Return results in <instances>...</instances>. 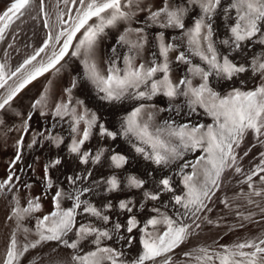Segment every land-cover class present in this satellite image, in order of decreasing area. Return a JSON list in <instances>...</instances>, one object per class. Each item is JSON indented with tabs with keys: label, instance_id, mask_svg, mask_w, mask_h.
Wrapping results in <instances>:
<instances>
[{
	"label": "snow or ice",
	"instance_id": "obj_1",
	"mask_svg": "<svg viewBox=\"0 0 264 264\" xmlns=\"http://www.w3.org/2000/svg\"><path fill=\"white\" fill-rule=\"evenodd\" d=\"M69 2L76 8L75 15L61 12L58 16L60 28L55 35L49 30L43 45L33 55L25 59L14 71H9L7 65L0 62V89H5L9 80L23 74L14 86H8L7 94L0 98V111L10 107L13 100L38 77L53 69L59 73L61 68L57 66L71 54L81 59L84 66L83 79L90 81L98 94H103L99 96L101 100L115 102L128 96L133 99L151 100L159 94L169 100H175L182 96L191 112H195L197 107L203 109L204 113L212 118V123L191 125L166 120L157 125L154 123V113L147 110L155 108V105L141 104L123 119L119 132L112 131L100 122L95 112L85 106L84 100L73 98V90L78 86L77 78H73L71 85L65 89L67 99L58 103L54 111V116L61 119L65 116L71 117L73 138L69 152L74 154L81 164H100L108 149H100L95 153L84 150V145L92 138L93 130L97 129L101 137H109L112 140L118 135L129 139L130 142L134 138L139 142L133 144L135 151L158 166L167 167L177 161H183L178 165L183 194H175L171 177L158 181V191L144 193L146 199L152 201L160 200L164 192L172 193L171 199L174 205L178 206L173 209L175 218L167 212H162L160 207H153L151 212L156 215L148 218L143 224L136 215H130L126 224L117 222L112 231L92 224L81 223L77 227V216L80 214L78 210L96 217L104 224H108L111 217L88 200L81 199L85 193L92 191L91 187H74L71 191H65L54 184L47 172L48 169L62 164V159L57 157L45 166L47 187L56 189L52 196L54 210L37 219L34 241L20 245L15 235L10 238L2 264H20L24 254L48 242H58L73 250L72 264H161L160 258H163L162 264H173L170 254L191 235V225L185 221L190 216L196 217L197 213L208 209V203L219 190L227 170L233 169L238 174L243 171L238 166V158H242L238 150L249 134L254 142L243 152V156H248L252 148L257 146L261 151L258 153L259 162L246 175L244 181L251 190L248 203H256L251 196L264 197V187L257 189L254 183L256 177L264 185V54L254 56L250 62L244 63L230 58L232 52L241 53L252 43L264 45V0H227L226 3L225 0H180L179 3H174L173 0H159L155 7L145 4L144 0H63L65 5ZM35 3L36 0H10V5L0 13V42L6 39L11 25L21 19ZM38 7L45 17L44 25L48 28L44 0H40ZM196 9L198 11L189 27L186 25V18ZM140 13L146 14L143 22L137 20ZM218 14L229 23L225 26V38L216 41L213 24ZM121 23L128 25L118 38L128 49L127 54L122 57L123 67L119 66L121 57L113 55L106 73H103L94 59L95 48L99 39L106 35L107 29L116 28ZM132 23H142L143 26L132 27ZM153 28L157 29L153 40L160 59L157 60V53L154 52L150 62L137 64V58L149 42V30ZM168 29H178L180 35L169 40L166 38ZM217 43L223 45L228 50L227 53H222ZM50 47L51 54L46 61L33 64L37 57ZM112 52L115 54L116 49L113 48ZM173 53L177 63L188 66L187 73L177 81L171 78L170 56ZM193 57H198L201 63L194 64ZM29 65H32L31 69L28 68ZM249 71L258 75L262 82L247 90L234 87L221 95L209 83L210 77L231 81ZM158 74H161L159 78ZM195 78H199V83L194 85ZM44 99V96L37 99L32 107L42 105ZM168 110H172L171 107ZM28 119H31L30 115ZM3 123L0 119V124ZM27 131L28 124L25 121L23 132ZM39 135L43 136V133ZM45 139L56 147L64 143L63 137L53 136L51 133ZM36 143L37 139L34 137L29 147ZM22 146L23 137L17 141L18 151ZM197 151L202 154L194 160L185 159L188 153ZM20 159L17 154L15 161ZM106 159L114 169H122L129 162L126 155L114 149ZM91 176L92 172L88 170L84 174L69 176L67 179L75 186ZM14 177L15 173L10 170L7 178L0 182V190L14 187ZM126 179L129 187L142 188L145 184V180L136 176ZM100 182L107 185L108 192L120 189L121 182L115 174ZM64 199L73 201L72 206L64 207ZM38 201L39 198H35L28 201V207L20 208L17 200L13 216L22 222L26 215L41 209ZM222 203L228 205L227 200ZM104 207L111 209V202ZM118 207L132 213L135 202L121 200ZM261 211L264 212V209ZM240 226L243 227L242 224ZM121 228H125L127 233H133L134 230L142 233L139 241L142 250L133 260L122 259L125 256L123 251L104 244L105 240L112 239L113 232L118 233ZM28 231L25 229V232ZM70 233L74 238L69 236ZM89 237H92L91 243L94 247L84 252L82 243ZM133 239L134 237L129 236L125 243L130 247ZM184 256L188 258L185 264H264V235L232 245H219L215 249L201 247L195 252L184 253ZM32 264L36 262L33 261Z\"/></svg>",
	"mask_w": 264,
	"mask_h": 264
},
{
	"label": "bare ground",
	"instance_id": "obj_2",
	"mask_svg": "<svg viewBox=\"0 0 264 264\" xmlns=\"http://www.w3.org/2000/svg\"><path fill=\"white\" fill-rule=\"evenodd\" d=\"M173 2L179 3L180 0H173ZM144 3L151 4L155 7L159 3V0H144ZM197 11L198 9L194 10L189 15V17L186 18L185 22L187 26H191L192 19L196 15ZM145 17V13H140L137 16V20L143 22ZM216 25L213 24L215 32L214 40H217L218 35V27ZM131 26L137 27L143 26V24L132 23ZM126 27H128V25L121 23L116 28L107 29L106 35H103L98 41L94 51V59L103 73H106L108 64L113 55L121 57L119 66L123 67L122 57L127 54L128 49L126 45H123L119 42L118 38L121 34H123ZM156 31L157 29L155 28L149 30V42L145 46L142 54L139 57V59H141V63L147 64L148 62H150L153 58L152 53L154 52L157 53V60L160 59L158 56V49L155 47V41L153 40V36ZM179 35L180 30L178 29H168L166 31V38H168L169 40H171V37ZM217 47L219 48L221 46L217 45ZM113 48L116 49L115 54H113L112 52ZM170 59L172 60V70H174L175 74L184 76L187 73L188 66L177 63L175 61V53L171 54ZM192 59L194 64L201 63L198 57H193ZM137 63L139 64L140 62L137 61ZM61 65L58 66L61 68L59 73H57L54 69L49 75H46L44 78H41L40 76L41 80L40 78L36 79L37 82L34 81L29 87H26L24 91L21 92L20 95H18L17 99L15 98V100H13L10 107H6L5 110L0 111V119L4 121L3 124H0V164L4 163L3 160L9 153H12L15 157L17 154H19L21 157L18 166L14 169H10L11 167L8 169L6 167V164H4V166L2 165L5 168H1L0 165V182H3L7 178L10 170L15 173V177L13 179L14 187L0 190V194L2 193V195H6L5 197H7L6 199L8 200L9 204L7 205L10 208L9 210L11 212H13L17 207V200L19 201L20 208L28 207V201H31L29 198L31 197V193L32 195L36 193L35 197L39 198V203L49 202V198L54 195L56 189H49L47 187L46 177L38 173V164L43 162L44 164L48 165L52 160L59 157L62 159V164L57 167L50 168L52 172L51 179L53 180L54 184L59 186L60 188H63L65 191H71L74 187H91L92 191L85 193L84 196L81 197V199L88 200L97 208L102 209L106 215L111 217V221L108 224H104L96 217H93L87 213H83L82 210H78L80 211V214L77 216V227H79L81 223L92 224L96 227L107 228L108 230L112 231L113 225L115 223L119 222L122 225L126 224V221L130 215H136L137 219L141 221V224H143L148 218L156 215L155 213L151 212V209L153 207L164 208V203H160V201L148 200L144 195L145 192H149L151 190L154 191L155 189L152 178L155 175H169V173L176 169L178 165L183 161H177L176 163H173L167 167L162 165V167L159 166L158 168H156L155 165H151L150 160H146L142 154H139L135 151V149L133 148V144H138L139 142L134 138L130 142L129 139H126L122 135H118L115 140H112L109 137H101L98 133V130L94 129L92 138L84 145V150H91L93 153L100 149H108L109 151L105 152L104 158H102L100 164H92L91 162L87 165L81 164L78 162L75 155L69 152V146L73 138V134L71 133V117L65 116L63 119H61L60 117L54 116L55 106L59 103L58 96L60 91L63 92L65 98L67 99L65 89L71 85L73 78H77L78 86L73 90V98L84 100L85 106L92 112L96 113V115L100 118L101 123H103L110 130L119 132L120 125L123 119L136 108L139 102L145 103L146 105L159 104L161 108L158 107L159 105H155V107L157 106L159 110L164 109V111H168L169 98L162 94H159L153 97L151 100L133 99L131 98V96H128L121 101H104L99 98V96L103 94H98L97 89L94 87V85L90 81L83 79L84 66L81 63L80 58L71 56L70 54L64 61L61 62ZM160 75L161 74H158V78ZM171 78L173 79V81H175L174 79H176V76L172 74ZM38 80L40 81L38 82ZM239 86L244 90L253 88L255 87V80L251 82L249 81V84L245 83V85L241 84ZM42 96L45 97L42 105L33 108L32 104L37 99H41ZM150 109L152 110L151 112H158L157 110L153 111L155 109ZM157 114L159 115L161 113ZM29 115L31 116V119H28ZM156 117L158 116L156 115ZM159 118L162 121L169 120V114H161L159 115L157 120H159ZM25 121H27L29 131L26 135L23 136V146L18 151L17 141L20 132L17 135L15 132L20 131V129L22 131ZM154 122H156V120ZM157 122L159 124V121ZM81 127H83V125ZM40 133H43L45 137H47L49 133H51L53 136L63 137L64 143L61 144L60 147H56L53 143L45 139V137L40 136ZM12 134L16 135L14 137V140H16L15 142L13 141L14 143H10L12 141H10V137ZM34 137L37 139V143L29 147ZM112 149L128 157L129 162L124 166V168L114 169L110 166V162L106 159V157L109 155V152ZM194 155L195 153H192V155L189 156L187 155L188 157H185V159L191 158L192 160ZM8 159L10 160V157ZM142 159L143 161H141ZM88 170L92 172L91 178L82 183L80 182L75 186L69 183L67 179L68 176H73L78 171L85 173ZM150 170L152 171V173H150ZM113 174L117 175L120 179V189L117 191L108 192L106 191L107 185L101 183L100 181L110 177ZM170 174L173 175V173ZM129 176H136L140 179L145 180L144 186L142 188L129 187L126 179ZM16 177H18V179ZM29 192L31 193L29 194ZM28 194L29 197H27ZM121 200H132L135 202V207L132 213H128L126 210L119 209L118 204ZM51 201L52 200H50V202ZM109 202H111L112 207L111 209H106L104 206ZM51 204V210L53 211V203ZM72 204L73 201L71 200H63L64 207H71ZM141 205H143V207H141ZM47 209L49 210L50 208L47 207ZM173 209L169 207L168 214L173 215L175 218ZM45 210L41 211L40 209L39 211L26 215L22 222L18 221L15 216L13 217L16 220V223L19 222L18 224H35L37 222V219L42 216ZM190 218L191 216L185 222H188ZM69 236L74 238L71 233L69 234ZM129 236L134 237L130 247L125 243V240ZM118 237H124L125 239H118ZM141 238L142 233L139 230H134L133 233H127L125 228H121L118 233L113 232L112 239L105 240L104 244L123 251L125 253V256L122 257V259L133 260L142 250V245L139 243ZM91 240L92 237H89L88 240L82 243L84 252H87L94 247V245L91 243ZM54 243L60 245L58 242ZM60 246L65 247L63 245ZM69 250L73 253V250Z\"/></svg>",
	"mask_w": 264,
	"mask_h": 264
},
{
	"label": "rangeland",
	"instance_id": "obj_3",
	"mask_svg": "<svg viewBox=\"0 0 264 264\" xmlns=\"http://www.w3.org/2000/svg\"><path fill=\"white\" fill-rule=\"evenodd\" d=\"M226 2L227 0L225 1V3ZM39 3L40 0H36V3L33 5V7L30 10H28V12L21 19L16 20L15 23L11 25L10 30L6 33V39L0 42V62L5 63L9 71H14L20 64L23 63L25 59L33 55L43 45L45 39L47 38V34L49 30L52 31L53 35H55V33L60 28L58 16L61 12H66V13L70 12L72 15H75L76 12V8L71 5V2H69L68 5H65L63 3V0H44V12L47 13V20L49 24V27L46 28L44 25L45 17L43 13L40 11V8L38 7ZM9 5H10V0H0V13H2L3 10H5ZM65 19H67V16L65 17ZM215 20L216 21L214 22V24L215 25L217 24L216 26L218 27V35L216 41H219L225 38L226 36L225 26L227 23H229V21H226L219 14L217 15ZM73 43L75 44V41ZM9 45H11V47H9ZM217 45L221 46L218 49L222 53H227L228 50L227 49L225 50V47L223 45L219 43H217ZM51 50H52L51 47L45 49V52L41 53V55L37 57V61H34L33 64H38L41 61H46L47 57L51 54ZM261 54H264V45L252 43L241 53L232 52L230 58H235L236 62L238 63H244L246 61L250 62L252 57L260 56ZM68 56H66L64 60ZM137 61L141 63V59H139V57ZM28 68L31 69L32 65H29ZM52 71L45 73L43 76H41V78H44L46 75H49ZM172 71L173 72H171V76L172 74L176 76V79H174L175 81L183 77V75L182 76L176 75L174 70ZM22 75L23 74H20V76H17L12 80H9L8 86H14L15 83L19 81ZM210 79H209L210 85L217 92H220L221 95L226 94L234 87L240 88L239 85L241 84L243 85H245V83L249 84V81L251 82L255 80V86H258L262 82L261 78L258 75H253L251 71L243 73L238 77H234L233 80L231 81L217 79L215 77H210ZM40 80H38V82ZM197 80L199 81L198 78L193 79L194 85L196 83L198 84ZM35 81L37 82V80ZM30 85H28L27 87H29ZM8 86H6L5 89H0V98H2L4 95L7 94ZM58 97H59V103L66 100L65 95L63 94L62 91H60ZM171 101L169 100V108L171 107L172 110H168V111L167 110L164 111V109L159 110L158 108L160 107L159 104H155L159 106L158 107L156 106L155 108L152 109H155L153 111L156 110L158 111L155 112L158 117L161 114L168 113L169 120L167 121H175L176 124L188 123L191 125H198L200 123H203L207 125L212 123V118L206 115L203 109L197 107L195 111L196 113L191 112L188 106L186 105V103H184L185 102L184 97H177L175 100H171ZM140 104H145V103L139 102L136 107H138ZM177 106L179 109L178 111H177ZM148 111H152V110L149 109ZM155 113H154L155 116L154 121L155 120L156 122L159 121V124L158 122L157 123L154 122V123L158 125L163 124L164 121H162L160 118L159 120H157L158 117H156ZM157 113H161V114L158 115ZM28 131L26 133L23 132V129L22 131L21 129L20 131H16L15 132L16 135L20 132L18 136V140H20L21 137L26 135ZM16 135L15 134L11 135L10 141L11 140L12 141L11 142L9 141L10 143H14L16 141L14 140V137ZM43 137H45V135H43ZM253 142H254L253 137L251 134H249L247 139L244 141L242 147L238 150L240 152V156L242 157V158H238V166H240L243 169V171L238 174L233 169L227 170L222 178V183L219 190L216 191L215 195L208 203V209L210 210L205 209L202 212L197 213L196 217H191L190 220L186 222L191 225L189 229L191 235L180 247L176 248L175 251L172 254H170L173 259V264H185L188 258L184 256V253L195 252L201 247L215 249L219 245H232L236 242H241L246 239H251L253 237L264 235V212L261 211V209H264V197L251 196V199L254 200L256 203L249 204L248 199L249 196L251 195V190L248 188V185L244 183V181L246 180V175L249 174L251 169L254 167V165L259 162L258 153L261 151V149L258 146L252 148L248 156H243V152L246 151L249 147H251ZM197 152H195V155L192 158V160H194L195 157L202 154L199 151ZM11 154L12 153H9L7 157H5L6 160L10 157L11 161L9 159L7 161L4 159L3 160L4 163L0 164L1 168L4 166V164H6V167L8 169L10 167H11L10 169H14L15 167L18 166L19 161H15V156ZM187 155L188 156L192 155V153L190 152ZM187 155L186 158L188 157ZM187 160H191V158ZM14 161L15 163H13ZM141 161H143V159ZM150 163L151 165H155L156 168L159 167L151 160ZM45 166L46 164H44L43 162L38 164V173L46 177ZM160 166L162 167V165ZM173 171L170 172L173 173V175L169 173V175L167 176L162 174L157 176L155 175L156 177L155 176L153 177L154 175L153 174L152 179L155 189L154 191L151 190L149 192L158 191L159 190L158 181L161 178H164L163 176H165V177H171L172 183L174 185L173 187L175 188V190L177 188L175 194H183V192H181L182 191L181 189L183 188V184H182V177L179 175V168L177 167ZM185 171H189V170H185ZM80 173L84 174L78 171L76 174L73 175V177ZM150 173H152L151 170ZM47 176L48 177L52 176V172L50 169H48ZM254 183L257 189L264 187V185H262L258 180V178L256 177H254ZM30 193L31 192H29V194ZM29 194L27 195V197H29ZM30 195H31V197H29L30 200H34L36 198L35 197L36 193H34L33 195L31 193ZM172 195H173L172 193L165 192L161 195L162 198L158 200L160 201V203H164V208L160 207L161 211L163 210L162 212H167L168 214L169 207L171 209L174 208V202L171 199ZM5 196L6 195L4 194L2 195V193L0 194V264H2L10 238L13 235H15L18 244L20 245H23L24 243H30L36 239L35 224L37 222L35 224L33 223L34 225L32 223H30V225L18 224L19 222L16 223V220L14 219L12 214L13 212L9 210L10 208L8 207L9 205L8 200L6 199L7 197ZM4 198L7 200V202ZM50 200H52V197L49 198V202L40 203L41 211H44L45 209H47V207L50 208L49 210L47 209L48 213L47 210H45L46 213L44 212L40 218H42L43 215L45 214L48 215L50 214V212H52L51 203L53 202L52 201L50 202ZM224 200L228 201L227 206L224 203H222V201ZM167 203L168 206L165 207ZM257 205H259V207ZM53 210H54V206H53ZM238 213L240 215H238ZM243 217H250V218L243 219ZM209 221H211V223H209ZM241 224L243 225V227L240 226ZM197 225H199V227H197ZM25 229H28L29 231L25 232ZM72 255L73 253L68 248L62 247L54 242H48L41 244L39 247L35 249H31L28 253L24 254V256L20 260V264H32L33 261H35L36 264H72L71 261ZM161 260L163 261V258H160V261Z\"/></svg>",
	"mask_w": 264,
	"mask_h": 264
}]
</instances>
